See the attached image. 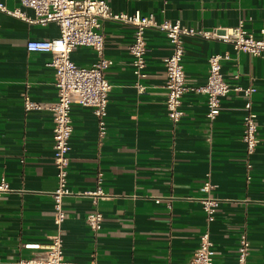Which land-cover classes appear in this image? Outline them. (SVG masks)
<instances>
[{"label": "crops", "instance_id": "1", "mask_svg": "<svg viewBox=\"0 0 264 264\" xmlns=\"http://www.w3.org/2000/svg\"><path fill=\"white\" fill-rule=\"evenodd\" d=\"M21 7L19 0H0ZM115 12L153 14L157 22L181 19L201 29L234 27L264 37V0H107ZM101 30L104 53L113 61L106 71L112 84L108 102L107 135L98 136L93 110L74 103L71 110L69 187L64 198L66 218L55 223L52 193L57 188L52 112L26 110L24 97L50 104L57 99L55 69L50 52H30L28 40L59 35L56 23H29L0 11V264L18 258L42 257L43 250L25 243L46 244L61 232L66 259L98 264H187L208 231L214 244V264H237L239 239L250 242L249 261L264 264V52L236 50L216 39L189 37L183 64L188 83L203 84L208 58L228 53L222 73L233 87L255 86L258 145L246 150L242 140L244 97L232 90L221 99L220 113L207 117L205 94L187 92L183 118L174 123L166 108L164 59L172 46L155 27L145 31L148 51L145 76L132 68L129 45L135 27L105 19ZM96 51L78 46L72 60L90 65ZM235 75H238L236 77ZM103 173L104 197L83 192L97 188ZM210 181L214 187L205 191ZM215 198L219 206L208 222L202 200ZM103 214L93 231L89 212Z\"/></svg>", "mask_w": 264, "mask_h": 264}, {"label": "built area", "instance_id": "2", "mask_svg": "<svg viewBox=\"0 0 264 264\" xmlns=\"http://www.w3.org/2000/svg\"><path fill=\"white\" fill-rule=\"evenodd\" d=\"M24 7L33 10L34 16H28L21 7H10L0 1V11L21 18L29 23L47 25L57 24L59 35L49 39H31L26 48L30 52H50L52 54L48 65L55 69V86L57 99L50 103H39L29 96L24 97L26 110L49 109L53 115L54 134L53 150L54 164L57 169V188L52 193L54 200L55 223L61 228L65 221L64 198L72 194L68 175L70 165L71 136L73 132L71 110L74 103L91 108L98 121V136L103 139L107 135V117L109 94L112 84L106 76V71L113 61L104 53L105 37L101 30L105 19L120 21L135 27L134 39L128 49L132 56V68L137 77L145 76L146 53L148 51L145 31L149 27L162 30L169 39L172 51L165 61L167 89L166 108L172 122H179L184 116L182 98L187 92L205 94L207 100V117L214 119L221 109V99L234 90L244 97L245 114L243 117L242 140L248 152H253L259 142L257 113L253 109L252 95L255 86H231L222 73V61L229 59V54L215 53L208 58V75L203 84L192 85L186 79L183 57L185 42L189 37L216 39L230 43L236 50L252 55L264 52V37H257L246 30L241 22L234 27H219L201 29L187 25L181 19H165L157 22L153 14L144 15L140 10L133 13L115 12L107 0H19ZM78 46H88L97 53V59L90 65L75 63L71 58L72 51ZM238 77V75H235ZM103 173L97 174V188L83 192L94 200L105 196L101 187ZM214 185L206 181L205 191H210ZM9 184L5 179L0 183V194L8 191ZM208 222L215 219L219 201L206 197L202 200ZM103 214L98 210L89 212L86 222L89 228L97 231L101 228ZM25 248L43 250V256L18 258L11 264H98L96 261L87 263L66 259L63 248V235L58 232L51 236L46 244L25 243ZM214 244L208 231L200 236L199 247L195 250L187 264H214ZM250 242L246 234L239 239L237 264H252L249 261Z\"/></svg>", "mask_w": 264, "mask_h": 264}]
</instances>
